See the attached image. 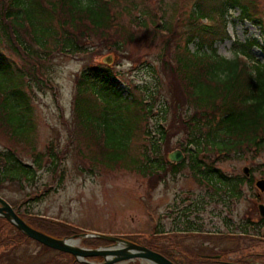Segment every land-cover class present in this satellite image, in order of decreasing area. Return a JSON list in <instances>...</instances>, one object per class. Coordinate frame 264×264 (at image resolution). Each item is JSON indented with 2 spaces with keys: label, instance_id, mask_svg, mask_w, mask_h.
Here are the masks:
<instances>
[{
  "label": "rangeland",
  "instance_id": "rangeland-1",
  "mask_svg": "<svg viewBox=\"0 0 264 264\" xmlns=\"http://www.w3.org/2000/svg\"><path fill=\"white\" fill-rule=\"evenodd\" d=\"M194 2L119 0L112 6V13L116 15L115 23L122 26L120 36H107L86 28L75 31L71 25H65V29L55 19L52 26L61 41L63 34L69 32L79 36L82 48L79 52L63 49L61 42L56 45L52 39L46 49H40L21 30L26 42L36 50L31 59L26 60L0 34V51L24 74L23 88L30 105L26 125L32 129L22 132L19 128L18 135L14 133L4 121L8 112L2 107L0 95V151L10 148L29 164L38 153L44 156L43 167L36 169L33 184L23 188L17 182H5L0 196L14 206L16 202L21 213L33 214V222L55 219L78 227L79 232L73 236L83 247L112 244V241L105 242L95 247L84 243L91 237L80 235L95 232L130 237L132 239L128 240L145 246L172 249L181 261L182 254L213 255L225 251L227 260H235L243 254L264 251V225L255 230L248 226L247 236L239 235L245 227L241 223L243 220L263 218L259 205L264 204V191L256 182L264 179V147L244 149L240 155L232 153L226 159L214 161L222 172L231 176H246L244 168L250 169L253 183L243 182L241 196L233 199L201 183L189 168L185 152L187 162L176 174L170 172L169 166L167 172H160L161 177L156 178L137 167L143 162L145 145L151 148L150 140L144 139L143 126L156 130L162 123L159 106L164 108L166 104L168 109L164 122L167 139L159 153L168 160L170 153L189 147L193 114L204 118L189 97L185 82L170 69L186 45L188 16ZM255 6L257 15L254 17L262 23L242 18L240 8L230 10L229 37L219 38L215 43L219 54L233 58L235 43L255 39L258 44L252 48V53L264 61V0H255ZM60 16V21L64 22L66 18L61 12L57 18ZM188 47L196 51L198 45L193 42ZM103 63L118 75L119 87L125 95L132 92L138 100L147 102L153 97L156 102L154 114H148L141 121V129L129 146L126 161L115 167L99 162L103 145L93 138L94 131L80 124L75 113L77 82L82 69ZM51 148L59 156L57 168L45 157ZM212 155L207 162L214 160L215 154ZM132 158L137 160V165L129 162ZM191 225L201 226L203 231L187 230ZM158 230L169 233L154 236ZM17 236L19 233L15 229L0 221V238H11L0 248V264H45L58 251L45 250L35 240L15 242L12 238ZM101 260L93 261L99 263ZM246 261L264 264V257L247 256Z\"/></svg>",
  "mask_w": 264,
  "mask_h": 264
},
{
  "label": "trees",
  "instance_id": "trees-1",
  "mask_svg": "<svg viewBox=\"0 0 264 264\" xmlns=\"http://www.w3.org/2000/svg\"><path fill=\"white\" fill-rule=\"evenodd\" d=\"M118 1L0 0V34H3L14 51L26 60H30L31 54L36 50L29 46L21 30L28 34L32 38L30 40L37 43L40 49H46V44L52 39L56 45L61 42L63 49L79 52L82 50L81 44L78 43L79 36L69 32L67 35L63 34L61 41L57 30L52 26L53 21L58 19V23L61 22L62 28L65 29V25H71L70 28L75 31L86 28L91 32H103L107 36H120L122 26L120 27L118 22L115 23L116 15L112 13V6ZM235 8L241 9L242 18H251L257 23H262L258 17H254V14L257 15L254 11L255 0H195L188 16L186 45L183 52L176 57L174 68L170 67L175 75L185 82L189 97L197 106V112L201 111V116L204 117L200 119L193 114L191 118L192 138L189 140V147L183 148L189 159V168L201 183H206L215 189V192L223 191L232 199L240 197L243 182L252 184L253 178L228 175L222 172L214 161L226 159L232 153L240 155L244 149L259 150L264 147V61H260L252 53V48L258 42L251 39L235 43L236 54L233 58L219 54L215 47L219 38L229 37L227 26L231 19L230 10ZM59 12L66 21H60L61 16L57 18ZM193 42L198 45L196 51L188 47ZM23 77L24 74L17 71L0 51V95L3 98L2 107L8 112L4 121L13 128L16 135L19 128L22 132L32 130L26 125L30 116V105L23 88ZM119 86L120 79L108 64L89 65L83 68L79 75L75 98L76 118L81 125L95 132L93 138L103 145V156L99 162L109 167L126 161V153L131 142L138 136L141 121H144L148 114L153 115L156 108L153 97L143 102L136 99L132 92L125 95ZM159 111H162L159 116L162 123L156 126V130L143 126L144 139L151 142V148L145 145L143 149V162L137 165V160L132 158L129 161L145 174H152L156 178L161 177L160 172H167L169 166L172 174L180 172L187 162L184 159L183 162H171L160 156L168 134L164 126L167 120V105L165 104L164 108L159 106ZM52 149L45 157L52 160L55 168L59 165V156ZM213 153L214 160L207 162L206 159H210ZM43 157L38 153L34 162L29 164L23 162L10 148L0 151V189L5 182H17L23 188L27 184H33L36 169L43 167ZM15 206L13 205L20 216L31 226L51 236L63 238L79 232L78 227L62 220L56 221L54 218L51 221L39 219L38 222H33V214L21 213L16 202ZM246 219L241 222L245 227L241 226L240 236H247L248 226L255 230L264 225V218ZM0 221L6 222L19 233V236L12 238L15 242L34 241L5 218L0 217ZM187 230H197L196 233L203 231L201 226L193 225L187 226ZM168 233L158 230L154 236H166ZM10 241L11 238H0V248ZM105 242L109 244L111 241L91 237L84 243L96 247ZM37 243L45 250L55 251ZM147 246L178 264H249L246 261L247 256L264 257V251H261L243 254L239 259L227 260L225 251H219L213 255L182 254L181 261L176 258L172 249ZM243 261L244 263H241ZM45 264L88 263L78 261L72 254L55 251L54 257ZM129 264L141 263L135 261Z\"/></svg>",
  "mask_w": 264,
  "mask_h": 264
},
{
  "label": "water",
  "instance_id": "water-1",
  "mask_svg": "<svg viewBox=\"0 0 264 264\" xmlns=\"http://www.w3.org/2000/svg\"><path fill=\"white\" fill-rule=\"evenodd\" d=\"M184 157L185 155L182 150H176L169 154V159L173 162H181ZM244 174L246 177H250V169L248 167L244 168ZM256 185L261 191H264V180H258ZM259 209L261 216L264 217V204H260ZM0 217L5 218L15 225L29 238L49 248L72 254L78 261L86 262L88 264H120L134 260H140L143 264H178L158 251L119 236L100 233H82L80 235L84 237H98L112 241V244L109 246L97 248L78 245L77 242L79 239L75 238L73 235L67 238L51 236L31 226L2 196H0ZM73 241H75V243ZM94 257H101L102 261L96 263L89 260V258Z\"/></svg>",
  "mask_w": 264,
  "mask_h": 264
},
{
  "label": "bare ground",
  "instance_id": "bare-ground-1",
  "mask_svg": "<svg viewBox=\"0 0 264 264\" xmlns=\"http://www.w3.org/2000/svg\"><path fill=\"white\" fill-rule=\"evenodd\" d=\"M260 180H264V179H260ZM73 242L75 243V241H73ZM79 243H80V241L77 242V244H79Z\"/></svg>",
  "mask_w": 264,
  "mask_h": 264
}]
</instances>
